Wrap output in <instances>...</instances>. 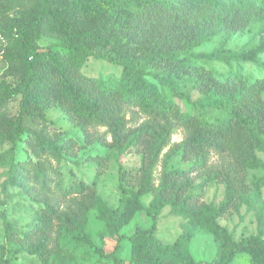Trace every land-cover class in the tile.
<instances>
[{
	"label": "rangeland",
	"instance_id": "1",
	"mask_svg": "<svg viewBox=\"0 0 264 264\" xmlns=\"http://www.w3.org/2000/svg\"><path fill=\"white\" fill-rule=\"evenodd\" d=\"M55 2L63 8L69 5V0ZM40 9L39 0H0V82L14 87L21 81L25 64L30 59L31 41L35 42L37 50L61 42L57 36L34 32L33 20L38 17ZM67 18L79 29L90 30L101 37L100 41L75 40L101 55H108L112 49L118 60L131 63L143 55L153 59L159 54L183 59L189 57L186 48L193 33L192 26L176 23L173 16L164 11L144 15L140 22L141 32L118 27L106 17L94 19L74 15ZM258 25L228 19L224 25L216 26L217 34L191 51L210 53L223 40L232 52L249 49L257 42ZM260 57L264 60V53ZM205 60L202 58L201 63L216 68L217 77L228 73L231 68L239 69L249 82L264 76V69L252 62L242 61L229 67L218 61ZM169 68L187 70L173 64ZM36 69L49 78L40 91L39 106L46 115L41 126L52 140H67L69 148L61 159H57L50 154H40L31 143L19 142L14 159L39 160L45 169L37 179L32 172L27 175L29 191H24L8 184L7 160L2 153L9 146L0 141V243L5 245L0 264H117L119 261L131 264L128 236L137 228L149 229L153 224L156 227L154 236L166 244H173L182 233L187 218L172 204L162 207L155 218L145 210L138 211L128 225L113 234L106 229V209L116 208L121 201L118 187L120 165L131 169L137 177L151 167L155 187L169 181L165 178L168 172L185 169L186 172L178 178L185 186L177 201L188 199L189 204L211 202L217 207L229 192L227 180L234 186L243 183L247 193L229 204L218 223L226 228L234 242L259 233L264 236V187L262 200L248 207V195L252 192L250 182L253 176L263 174L261 168L251 167L248 161L255 157L264 160V153L254 149L246 138L230 135L225 137L224 144L218 141L214 146H190L183 153H174L171 150L175 145L204 130L195 122L181 120L172 113L162 115L145 108L136 91L118 85L123 69L121 63L91 54L81 68L82 73L93 80L91 89L100 108L105 107V99L112 97L106 96L101 85L110 84L118 89L114 101L120 105V110L114 114L105 113L101 123H92L73 112L61 95L55 65L44 60ZM147 79L152 90L157 88L170 93L171 89L181 87L173 80L167 84L163 76L148 75ZM173 97L185 110L183 100ZM198 97V91L191 90V99ZM20 99L21 94L11 97L8 107L0 109V119L5 115L15 117ZM259 102V114L249 118V124L264 137V89L259 93ZM187 105L188 112L197 119L209 120L219 113L209 107ZM2 129L5 127L0 121V132ZM151 198L149 194L141 200L148 205ZM46 203L53 204L57 210L48 213L49 220L43 229H36L38 215L47 212ZM6 220L10 221L17 235L12 242L5 239ZM42 242L45 247L41 252L39 246ZM230 248V242H219L212 233L197 229L190 238L188 251L194 262L221 264L226 257L225 249ZM228 264L253 263L249 254L235 253Z\"/></svg>",
	"mask_w": 264,
	"mask_h": 264
},
{
	"label": "trees",
	"instance_id": "2",
	"mask_svg": "<svg viewBox=\"0 0 264 264\" xmlns=\"http://www.w3.org/2000/svg\"><path fill=\"white\" fill-rule=\"evenodd\" d=\"M41 9L38 17L33 20L36 34L57 36L60 43L45 50H37L34 41L30 43V59L25 64V71L19 83L12 87L0 82V109H5L10 98L21 94L19 112L15 117L5 115L0 119L5 129L0 132V141L9 146L2 156L7 160L8 184L24 191H29L27 175L30 172L37 179L45 169L41 161L14 159V151L21 141L35 146L40 154H50L61 159L68 151L67 140L54 141L46 129L41 126L46 120L44 111L39 106L40 91L49 82L47 75L40 74L37 64L47 60L58 69V83L61 95L68 101L74 113L92 123H101L105 113L114 114L120 110V105L114 101L118 90L110 84L101 85V90L110 99L104 100V108H100L91 89L92 78L84 75L81 68L86 58L95 54L98 57L109 58L123 65L119 77L121 87L136 91L137 97L143 101L145 108L156 110L162 115L173 114L184 121H193L204 131L191 138H185L174 146L171 152H184L190 146H214L216 142L225 143V137L230 135L246 138L254 149L264 153V137L249 124V118L259 114V93L264 89V76L249 82L239 69L231 68L226 74L217 77L214 67L205 66V61H218L232 67L242 61L252 62L264 69V0H69V5L63 8L55 0H39ZM160 11L170 13L176 23L192 26L193 33L189 39L186 51L189 57L183 59L170 54H159L153 59L149 55L138 57L136 61H120L110 49L108 55L93 52L87 45L76 43V39L100 41L101 37L90 30H81L68 20L67 16L84 18L106 17L118 27L141 32L140 22L144 15H156ZM148 13V14H145ZM240 19L251 24H259L257 42L249 49L232 52L226 47L225 40L210 53L193 52L191 49L210 40L219 32L217 25H224L226 20ZM126 59V58H125ZM187 70H172L170 65ZM148 75L157 78L163 76L167 84L173 80L181 84L170 93L151 89ZM196 89L199 97L191 99V90ZM178 96L183 100L185 110L174 100ZM114 102V103H113ZM197 104L218 110L217 116L209 120L197 119L188 112L187 104ZM214 134V135H212ZM219 134L218 136H216ZM199 159L204 162L203 156ZM253 168H261L263 174L253 176L250 184L252 192L248 195V207L262 200L264 187V160L255 157L248 161ZM152 168L137 177L131 169L119 166L118 187L121 191V201L116 208H107L104 214L106 229L115 233L128 225L134 215L145 210L153 218L160 209L172 204L175 209L184 212L187 223L182 233L173 244H166L154 236L156 229L153 224L149 229L137 228L128 236L130 240L131 264H214L194 262L188 251L191 236L197 229L212 233L215 240L231 243L230 249H225L226 257L221 264H228L235 253H247L253 264H264L263 233L234 242L231 234L218 223V218L227 210L229 204L237 197L247 193L245 185L234 186L227 180L229 192L225 199L216 207L211 202L189 204L188 199L177 201V196L185 186L178 178L186 171L176 169L168 172L159 187L152 184ZM171 193V194H169ZM151 194L148 205L141 198ZM47 212L38 215L36 229H43L48 222V213H55L53 204L46 203ZM10 221H5V239L12 242L16 238ZM45 244L39 246L42 252ZM102 255L101 249H97ZM36 252V250L32 251ZM5 254V245L0 243V255ZM105 255V254H104ZM118 261V259H115ZM121 261L117 262V264Z\"/></svg>",
	"mask_w": 264,
	"mask_h": 264
}]
</instances>
